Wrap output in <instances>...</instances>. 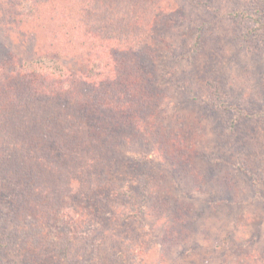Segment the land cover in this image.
Returning <instances> with one entry per match:
<instances>
[{
  "label": "rangeland",
  "instance_id": "obj_1",
  "mask_svg": "<svg viewBox=\"0 0 264 264\" xmlns=\"http://www.w3.org/2000/svg\"><path fill=\"white\" fill-rule=\"evenodd\" d=\"M132 2L149 28L117 36H145L165 91L158 130L188 152L95 141L53 104L15 115L25 138L30 120L48 127L61 154L25 146L1 168L0 264H264V0ZM3 22L0 10V59L25 54ZM49 53L50 71L76 67Z\"/></svg>",
  "mask_w": 264,
  "mask_h": 264
},
{
  "label": "trees",
  "instance_id": "obj_2",
  "mask_svg": "<svg viewBox=\"0 0 264 264\" xmlns=\"http://www.w3.org/2000/svg\"><path fill=\"white\" fill-rule=\"evenodd\" d=\"M134 3L0 0L2 21L8 19L10 23L7 35L25 53L9 52L0 59V199L8 188L1 168L14 158L16 151L28 157L30 151L25 146L41 145V150L49 151V157L53 151L56 156L61 154L48 127L31 125L34 121L30 120L27 138L24 131L13 127L15 115L45 108V103L79 112L95 141L102 143L125 136L128 139L132 135L135 142L140 139L142 144L150 140L154 149L169 159L174 155L182 157L183 150L188 152L184 145L177 146L176 133L164 138L158 130L165 91L159 83L155 58L140 50L145 36H117L118 32L131 30L130 26L149 28L141 16L133 15ZM70 35L80 39L73 40ZM31 44L27 54L25 47ZM56 51L75 60L76 67H63L62 73L57 74L42 66L49 52L56 55ZM6 66L8 71L3 72ZM46 118L45 115L41 120ZM46 155L45 152L37 157ZM15 169L25 176L29 173L24 164Z\"/></svg>",
  "mask_w": 264,
  "mask_h": 264
}]
</instances>
